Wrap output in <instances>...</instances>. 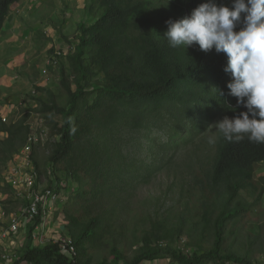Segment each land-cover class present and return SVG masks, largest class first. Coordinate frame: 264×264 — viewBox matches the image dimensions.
Listing matches in <instances>:
<instances>
[{
  "label": "trees",
  "instance_id": "16d2710c",
  "mask_svg": "<svg viewBox=\"0 0 264 264\" xmlns=\"http://www.w3.org/2000/svg\"><path fill=\"white\" fill-rule=\"evenodd\" d=\"M19 1L0 0V33ZM167 2L89 0L88 11L95 17L77 23L76 42L64 55L69 68L61 69L59 82L66 98L60 102L51 90L37 89L48 96L38 98L37 112L51 122L50 136H57L49 143L44 169L50 178L47 188L63 192L64 204L53 215L63 220L76 255L67 257L58 241L41 246L25 242L12 264H91L87 255L107 243L112 258L98 264H262L225 252L224 244L232 233L228 225L250 216L261 203L264 145L222 138L208 143L215 136L210 124L245 109L227 95L232 78L223 71L225 54L203 52L196 45L172 49L162 37L166 21L189 16L206 0ZM214 2L232 5V0ZM29 118L0 120L4 169L27 140ZM31 159L39 181L33 152ZM163 172L172 175L170 189L161 197L167 208L134 212L138 189ZM1 180L0 192L1 186L11 188L3 176ZM176 206L180 208L173 210ZM132 215L139 247L129 259L124 247ZM40 222L37 215L27 223L28 241ZM196 229L202 237L213 236L209 249L188 253L173 247L185 230L190 235Z\"/></svg>",
  "mask_w": 264,
  "mask_h": 264
},
{
  "label": "rangeland",
  "instance_id": "374dc122",
  "mask_svg": "<svg viewBox=\"0 0 264 264\" xmlns=\"http://www.w3.org/2000/svg\"><path fill=\"white\" fill-rule=\"evenodd\" d=\"M88 5L89 0H20L11 9V12L14 13L12 15L14 19L10 21L11 25L6 29L4 37L6 42L20 46L16 48L19 51L12 47L14 49L11 48L4 56L7 47H0V115L6 113V106L8 107L10 103H13L16 109L8 112V121L5 123L19 119L23 114L30 115L28 120L29 131L31 130L37 138L32 152L40 171L39 189L49 186L50 178L44 169L47 167L49 143L57 139V136H50L51 122L45 115L37 112L38 98L48 100L47 94L38 92L37 89L44 87L51 90L56 100L60 102L66 98L59 82L61 69L63 67L69 68L64 55L68 53L70 43L76 42L74 35L77 23L80 21L89 23L95 17V12L94 14L88 11ZM16 27L18 31L15 30ZM57 49L60 51V55L56 57L54 52ZM53 55L58 58V61L53 65H48L46 59ZM8 57H10V61L6 60ZM7 61L15 63L14 66H10L11 71H8L9 77L16 79L11 82L12 84H8V82L5 84L7 73L5 62L8 64ZM16 63L18 64L16 65ZM44 69H46L45 73L43 72ZM34 90L37 91L35 94L32 93ZM54 118L59 120L58 116ZM259 167L263 168V165L260 164ZM4 170V166L0 165V185ZM261 174L260 169L258 175ZM171 182L172 175L163 172L154 178L149 185L139 188L134 199V212L155 210L154 208L163 211V208H167V206H162L161 197L170 189L169 184ZM1 187L4 190L0 192V232L7 229L13 220L22 217V210L28 204L30 197L28 189H22V185L18 188H10L6 185ZM21 192L22 194H20ZM172 193L170 191L168 195H172ZM63 204L64 201L62 203L60 199H56L51 203V206L60 209ZM179 208L176 206L173 210ZM53 214L51 213L48 217V223L52 225L51 229L48 230L47 227L43 232H35L37 233L36 238L28 241L26 231L22 226H19L20 231L10 233L5 239L0 238V262L3 260L2 255L6 254L9 261L13 263L19 257L25 242L31 246H41L63 238L65 236L62 229L63 220L54 219L55 215ZM127 219L129 220L128 237L127 246L124 248H127L126 254L131 259L139 247L136 241L137 237L133 236L136 216L132 215ZM228 230H231L232 233L227 237L224 244L225 252H232L253 262L264 264V193L258 208L253 210L250 216L231 222L228 225ZM184 232L173 243V247L188 253L195 249L200 253L202 249H209L213 243V236L206 233L202 237L200 229L190 232V235H188L187 230ZM104 258L108 261L112 258L108 243L99 249H94L87 255L91 264H98ZM145 264L173 263L157 260Z\"/></svg>",
  "mask_w": 264,
  "mask_h": 264
},
{
  "label": "clouds",
  "instance_id": "9594fccd",
  "mask_svg": "<svg viewBox=\"0 0 264 264\" xmlns=\"http://www.w3.org/2000/svg\"><path fill=\"white\" fill-rule=\"evenodd\" d=\"M165 23L167 30L162 37L170 48L186 50L196 45L200 51L215 49L226 55L223 71L232 78L226 84L227 95L245 111L210 124L215 136L208 143L222 138L229 143L247 139L264 145V0H232L231 8L206 0L189 16ZM216 92L220 97L225 95Z\"/></svg>",
  "mask_w": 264,
  "mask_h": 264
},
{
  "label": "built area",
  "instance_id": "2783aa9c",
  "mask_svg": "<svg viewBox=\"0 0 264 264\" xmlns=\"http://www.w3.org/2000/svg\"><path fill=\"white\" fill-rule=\"evenodd\" d=\"M56 57L60 55V51L57 49L55 52ZM53 55L51 58H47V63L55 64L58 58ZM52 62V63H51ZM46 72V69L43 70ZM32 92L33 94H35ZM16 106L10 103L8 107L6 106V113L0 115V120L2 122L8 121L9 111H15ZM37 142L36 136L29 131L27 140L23 146L14 154L12 160L10 161L8 167L3 172V179L5 183L9 184L12 188H18L22 185V189H28L29 201L28 204L23 208L21 216L28 223L31 219L37 215L41 216V222L35 227L32 234V238H36L35 232H39L41 229L45 228V225L49 222V216L56 207L51 206V203L56 199H62L63 192L55 193L49 188L39 189L38 187V173L34 167L31 159V152L33 145ZM22 194V192L20 193ZM19 219L13 220V222L0 232V238H7L10 233H16L19 230ZM59 242L60 250L62 253L67 255L70 259L74 260L76 255V248L72 243V240L64 236L57 240ZM3 260L0 264H12L9 261V257L4 254L2 255Z\"/></svg>",
  "mask_w": 264,
  "mask_h": 264
},
{
  "label": "crops",
  "instance_id": "0c3cea01",
  "mask_svg": "<svg viewBox=\"0 0 264 264\" xmlns=\"http://www.w3.org/2000/svg\"><path fill=\"white\" fill-rule=\"evenodd\" d=\"M14 13L13 12H10V14L8 15V17L6 18V21L4 22V25H3V28H2V31H1V33H0V47L1 48H6L7 47V51H5V54H4V56L8 53V51L12 48V47H14L15 48V50L16 51H19V50H17L16 48H18V47H20V46H18V45H12V44H10V43H8V42H6V39L4 38L5 37V32H6V29H8L9 28V26L11 25V20L12 19H14V17L12 16ZM12 17V18H11ZM16 26V25H15ZM16 31H18V29H17V27H16V29H15ZM14 48H12V49H14ZM4 50V49H3ZM6 60H8V61H10V57H8ZM5 60V61H6ZM7 61V62H8ZM9 63H11V64H9ZM5 64H6V72L8 73V71H11V68H10V66H14L15 65V63H13V62H8V64L5 62ZM18 63H16V65H17ZM6 73V79H5V84H7V82H8V84H10L13 80L15 81L16 79H14L13 77H9V73L7 74ZM12 84V83H11ZM0 214H1V211H0ZM55 219V218H54ZM53 219V220H54ZM54 223H55V221H54ZM19 226L21 227H23L24 228V231H26L27 230V222L26 221H24V218L23 217H21L20 219H19ZM51 226L52 225H50V223H47V225H45V228H47L48 230H50L51 229ZM44 228V229H45ZM44 229H41L39 232H43L44 231ZM19 231H20V229H19ZM23 231V230H22ZM23 244V243H22ZM162 262H163V260H161ZM18 264H27L26 262H20V263H18Z\"/></svg>",
  "mask_w": 264,
  "mask_h": 264
}]
</instances>
